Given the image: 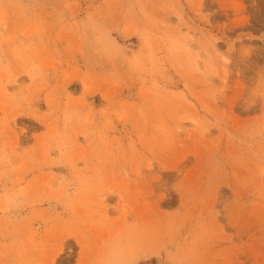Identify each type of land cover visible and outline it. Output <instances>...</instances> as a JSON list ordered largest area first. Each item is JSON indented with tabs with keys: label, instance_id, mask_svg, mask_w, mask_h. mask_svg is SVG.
I'll return each mask as SVG.
<instances>
[{
	"label": "rangeland",
	"instance_id": "rangeland-1",
	"mask_svg": "<svg viewBox=\"0 0 264 264\" xmlns=\"http://www.w3.org/2000/svg\"><path fill=\"white\" fill-rule=\"evenodd\" d=\"M0 264H264V0H0Z\"/></svg>",
	"mask_w": 264,
	"mask_h": 264
},
{
	"label": "bare ground",
	"instance_id": "bare-ground-1",
	"mask_svg": "<svg viewBox=\"0 0 264 264\" xmlns=\"http://www.w3.org/2000/svg\"><path fill=\"white\" fill-rule=\"evenodd\" d=\"M195 35V34H194ZM191 37H194V36H191ZM213 44V43H212ZM215 45V44H214Z\"/></svg>",
	"mask_w": 264,
	"mask_h": 264
}]
</instances>
